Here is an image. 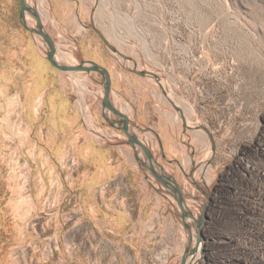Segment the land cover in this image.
Masks as SVG:
<instances>
[{"label": "rangeland", "instance_id": "1", "mask_svg": "<svg viewBox=\"0 0 264 264\" xmlns=\"http://www.w3.org/2000/svg\"><path fill=\"white\" fill-rule=\"evenodd\" d=\"M26 3L38 10L60 63L93 61L108 70L113 105L131 119L155 156L161 145L166 159L181 161L188 171L193 153L195 178L201 185L202 173L205 194L166 165L191 196L187 203L196 217L204 207L201 246L192 264H264V0ZM18 14V0H0V264L85 261L90 251L82 249L83 234H75L79 249L66 247V212L74 208L80 173L78 151L72 138L48 137L46 103L63 85L82 128L78 144L89 138L124 143L126 138L101 115L99 76L52 68L45 59L47 46L21 27ZM26 22L35 27L29 14ZM91 24L132 61L110 52ZM25 48L42 59L46 69L38 72L51 83L37 92L31 113L24 106L31 84ZM132 69L156 74L165 94L152 77ZM170 101L182 110L186 132ZM197 127L210 133L213 150L207 133ZM167 222L176 232L173 264H179L189 235L176 209L161 226ZM191 231L193 245L194 226ZM167 238L156 234L155 249L164 250Z\"/></svg>", "mask_w": 264, "mask_h": 264}, {"label": "crops", "instance_id": "2", "mask_svg": "<svg viewBox=\"0 0 264 264\" xmlns=\"http://www.w3.org/2000/svg\"><path fill=\"white\" fill-rule=\"evenodd\" d=\"M63 88L60 85L55 89L46 103L49 114L47 135L72 138L71 146L75 153L78 151L76 157L80 173L75 179V205L71 211L66 212V223H63L67 225L69 236L66 247L79 249L75 234H83L82 249L89 250L90 253L85 261L72 258L51 262L173 264V236L176 232L169 222L161 226L162 218H168L171 213V201L156 193L152 181L136 161L127 160V154L133 156V152L126 142L98 143L89 138L81 144L77 143V139L83 135L82 128ZM52 99L56 101L55 108L51 105ZM61 104H67L63 110H59ZM115 157L117 160L114 161ZM56 216L57 213L51 215L52 223L57 219ZM157 218L161 221L159 224L156 223ZM156 234L164 238H167V234L170 235L164 250L155 249ZM156 257H159V261H155ZM39 263L42 264L43 261H36V264Z\"/></svg>", "mask_w": 264, "mask_h": 264}, {"label": "water", "instance_id": "3", "mask_svg": "<svg viewBox=\"0 0 264 264\" xmlns=\"http://www.w3.org/2000/svg\"><path fill=\"white\" fill-rule=\"evenodd\" d=\"M18 5H19V24L21 27L29 32L30 34H36L39 36L42 41L45 43L47 46V51L45 53V59L49 63V65L56 69L59 72L62 73H77V72H83L88 75L90 74H96L100 78V85L103 89V95H102V100H101V115L103 119L107 122L109 126L112 128H115L119 131H121L125 138H126V144L131 148L133 152V157L135 161L138 164L141 163V158H140V152L142 153L141 155L146 159L148 163V169L150 170L151 174L153 177L161 184L164 186H169L171 191L175 193L178 196L177 200V205L178 208L181 212V221H182V226L187 230L189 238H188V243L183 251V254L180 258L179 264H189V262L192 260L194 255L199 251L200 248V229L203 225V213L200 214L198 219H195L192 214L185 209L183 206L182 202V192L179 189L178 185L176 184L175 180L173 177L168 176L163 174L164 171L161 170V168L157 165L156 161L152 158V155L148 149V147L139 140V138L130 131V126L132 125L131 120L128 118L126 114L123 112L119 111L116 109V107L113 105L110 95H111V78L108 70L101 66L100 64L93 62V61H82L81 63L77 65H69V64H62L58 61L56 58V47L54 44V41L50 37V35L44 30L42 20L40 17V14L38 10L35 8L29 6L26 3V0H18ZM29 14L32 16L35 20V27H29L26 22V15ZM92 30L99 36V38L102 40L104 46L112 53L119 55L123 60L125 61H132L130 58L124 56L122 53H120L116 48H114L106 39V37L98 31L92 24L90 25ZM132 73H134L137 76L140 77H146L150 76L152 77L160 90L164 93L163 88L160 84L159 78L156 74L147 72V71H136V69L132 70ZM165 94V93H164ZM171 105L173 109L179 114L182 127L183 129H187L188 127L186 126V121L183 115V112L181 109H179L174 102H171ZM111 114L113 117H115V121H111L108 117V115ZM117 126H116V124ZM190 129V128H188ZM197 129H202L204 130L207 135L209 136L212 150L214 149V141L210 133L203 127H197ZM140 151V152H139ZM156 167L159 168L162 172L161 175H158L156 172ZM165 179V181H164ZM187 220H190L193 222V226L195 229V241L192 245V240H193V235L191 231V226L188 224ZM192 245V246H191ZM191 259V260H190ZM190 260V261H189Z\"/></svg>", "mask_w": 264, "mask_h": 264}, {"label": "flooded vegetation", "instance_id": "4", "mask_svg": "<svg viewBox=\"0 0 264 264\" xmlns=\"http://www.w3.org/2000/svg\"><path fill=\"white\" fill-rule=\"evenodd\" d=\"M133 70V69H132ZM131 70V71H132ZM99 83H100V78H99ZM117 109V108H116ZM118 110V109H117ZM120 111V110H119ZM122 112V111H121ZM124 113V112H123ZM125 114V113H124ZM110 116V114L108 115V117ZM129 118V117H128ZM110 119V118H109ZM130 119V118H129ZM111 121H115V117H111L110 119ZM131 120V119H130ZM132 122V121H131ZM116 124V123H115ZM117 126V124H116ZM140 131H142L143 133L146 132L145 129H142V128H139ZM149 132H152L154 135L157 136V134L152 130V129H147ZM119 131V130H118ZM130 131L132 133H134L137 137V133L134 131V128H132V126H130ZM186 132V129L184 130L183 129V132ZM121 132V131H120ZM122 133V132H121ZM123 134V133H122ZM124 135V134H123ZM139 138V137H138ZM140 140V138H139ZM142 141V140H141ZM143 142V141H142ZM146 145V143H144ZM189 146V144H187ZM147 146V145H146ZM148 147V146H147ZM212 147V146H211ZM151 155H152V158L154 159V161H156L157 165L161 168L162 171H164L163 174L165 175H168V176H171L173 177V179L175 180L176 184L178 185L179 189L181 190L182 192V202H183V206L185 207V209L187 211H189L192 216L195 218V219H198L200 214L203 213V225L202 227L204 226V223H205V214H204V207H201V211L199 212V215L196 217L194 215V211H192L190 209V205H188L187 201L189 199V197H191L190 195L186 194L185 193V189L178 183L177 179H176V176L173 175L168 169H166V165L167 166H174L175 169H176V172L179 173L189 184V186L193 187L194 189H196L197 191H200L201 193L205 194L206 192V188L203 184V180L204 178L202 177V173H200V180L198 182L201 183V185L199 183H197V179L195 178V174L197 173V168H196V164H195V161H194V157H193V153H190L189 154V170L187 171V169L185 168V165L181 162V161H177L175 159L173 160H168L165 158V155H164V151L162 150L161 148V145H159V155L158 157L154 155V153L152 152V150L148 147ZM191 151V149H189ZM140 152V151H139ZM142 153L140 152V158H141V163L142 164H139L140 167L145 171V174L150 178V180L152 181V184L155 188V191L157 194H160V195H163L165 198H168L169 201H171V213L173 210H177L179 212V216H180V220H181V212L178 208V205H177V200L178 199V196L173 193L171 191V189L169 188V186H164L163 184L159 183L154 177L153 175L151 174L150 170L147 168L148 167V163L146 161V159L141 155ZM160 159V160H159ZM137 163V162H136ZM138 164V163H137ZM156 172L158 173V175H161L162 172L159 168L156 167ZM165 181V179H164ZM182 222V221H181ZM193 223V222H192ZM191 227L193 225H190ZM201 227V228H202Z\"/></svg>", "mask_w": 264, "mask_h": 264}, {"label": "bare ground", "instance_id": "5", "mask_svg": "<svg viewBox=\"0 0 264 264\" xmlns=\"http://www.w3.org/2000/svg\"><path fill=\"white\" fill-rule=\"evenodd\" d=\"M28 50V49H27ZM26 50V48H25V50L23 51L24 52V56H25V58H26V61H27V67H28V72H29V77L31 78V84H27V85H30V86H28V91L26 92L27 93V99H26V103L24 104V106L27 108V111L29 112V113H31L32 112V107L30 106V103L34 100V98L36 97V95H37V92H39L42 88H44V87H46V86H48V84H51V83H46L48 80L45 78V80L42 78V76H40V74H39V72H38V70H39V68H42L43 70L42 71H44L45 69H46V66H45V68L44 67H42V64H41V61H42V59L41 58H39V57H37V55H35L34 54V52L32 51V50H30V52H28ZM35 62V63H34ZM41 65V66H40ZM39 74V75H38ZM26 86V85H25ZM24 86V87H25ZM26 88V87H25ZM64 103H66V102H64ZM68 104V103H67ZM66 104V105H67ZM66 105H64V106H66ZM64 106H62V104L59 106V110H63V107ZM65 108H67V107H65ZM64 112H65V110H64ZM63 112V113H64ZM59 113H61V112H59ZM62 119H64V118H62ZM60 148H58L57 147V149H56V156L57 157H59V155H60ZM80 151V150H79ZM80 155H81V152L79 153ZM95 155V154H94ZM99 155V154H98ZM92 156V155H91ZM90 156V157H91ZM84 157H85V155H84ZM95 157V156H94ZM93 157V158H94ZM92 158V159H93ZM90 159V158H89ZM88 159V160H89ZM100 160H101V158H100ZM100 160H98V161H100ZM201 246V245H200ZM195 258V257H194ZM194 258H193V260H194ZM193 260H192V262L190 263V264H192L193 263Z\"/></svg>", "mask_w": 264, "mask_h": 264}]
</instances>
